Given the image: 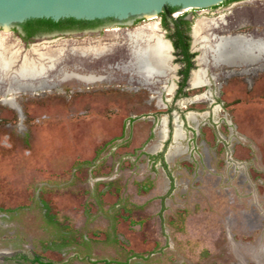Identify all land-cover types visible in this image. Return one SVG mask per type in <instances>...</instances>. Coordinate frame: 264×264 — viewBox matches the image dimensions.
Wrapping results in <instances>:
<instances>
[{
    "label": "rangeland",
    "instance_id": "1",
    "mask_svg": "<svg viewBox=\"0 0 264 264\" xmlns=\"http://www.w3.org/2000/svg\"><path fill=\"white\" fill-rule=\"evenodd\" d=\"M172 16L190 22V47L199 19L264 40V0ZM150 23L169 40L161 17L32 39L0 29L23 55L61 58L12 83L14 107L0 86V264H264V58L210 64L212 86L194 89L191 51L180 94L172 52L169 94L170 75L130 65L127 31Z\"/></svg>",
    "mask_w": 264,
    "mask_h": 264
},
{
    "label": "bare ground",
    "instance_id": "2",
    "mask_svg": "<svg viewBox=\"0 0 264 264\" xmlns=\"http://www.w3.org/2000/svg\"><path fill=\"white\" fill-rule=\"evenodd\" d=\"M217 24L219 23L216 20L206 21L199 19L194 25L192 35L194 37L193 46L194 50L201 53V56L198 58L200 68L194 72L191 80V85L194 89L212 86L208 74V66L210 64L217 68L230 66L235 58H241L245 62L252 63H259L264 58L263 39L249 35L238 36L234 39L221 38L222 36L209 34L214 30L216 32L215 28H217ZM127 36L131 41V67L139 69L147 80L159 81V79L170 75L172 86L168 89V92L169 94H173L176 89L177 67L172 64L171 45L169 40H165L160 26L152 23L145 24L132 31H127ZM11 38L8 32L0 31V86L6 87L1 92L4 97L11 95L10 98H4V101L14 107L13 96L17 93L15 92L16 89H13L12 83L16 80L32 81L36 77L48 73L50 69L59 63L61 58L59 57L60 53L45 54L34 50L31 51L33 55L31 53L23 55L19 48L17 49L16 46L10 44ZM228 48L230 49L229 53H227ZM127 69L130 70V68ZM71 76L88 84L95 82L94 76L91 75L74 74ZM215 77L212 76V81H215ZM20 84L22 85V83Z\"/></svg>",
    "mask_w": 264,
    "mask_h": 264
},
{
    "label": "water",
    "instance_id": "3",
    "mask_svg": "<svg viewBox=\"0 0 264 264\" xmlns=\"http://www.w3.org/2000/svg\"><path fill=\"white\" fill-rule=\"evenodd\" d=\"M228 1L238 0H0V29L19 28L29 20L59 22L66 19L110 21L124 26L133 20L159 18L167 7L176 9L175 13H184L209 10ZM238 36L241 35L221 38ZM169 42L172 52H175L172 42ZM191 51H195L193 45Z\"/></svg>",
    "mask_w": 264,
    "mask_h": 264
},
{
    "label": "trees",
    "instance_id": "4",
    "mask_svg": "<svg viewBox=\"0 0 264 264\" xmlns=\"http://www.w3.org/2000/svg\"><path fill=\"white\" fill-rule=\"evenodd\" d=\"M234 1H228L225 3H230ZM176 9L173 8H165L164 12L160 15L162 18V23L165 29L170 31V36L168 39L172 42L173 47L175 49V54L177 55L178 61L184 64L183 70L180 71L182 76V84L179 89V93L181 94L186 87L187 81L190 76V72L194 67L193 58L194 54L191 52V39H190V22L186 21L183 17H179L177 19H173L172 15L175 13ZM171 19L174 27L171 28L168 20ZM107 21H77L74 19H66L61 20L59 22H54L52 20H29L20 26L23 27L27 39L33 37L38 30L43 31H54V30H69V29H89V28H97L102 23ZM110 22V21H109ZM161 157V156H159ZM157 157V158H159Z\"/></svg>",
    "mask_w": 264,
    "mask_h": 264
},
{
    "label": "flooded vegetation",
    "instance_id": "5",
    "mask_svg": "<svg viewBox=\"0 0 264 264\" xmlns=\"http://www.w3.org/2000/svg\"><path fill=\"white\" fill-rule=\"evenodd\" d=\"M103 25H105V24H111V22H105V23H102ZM102 26V25H101ZM100 27V26H99ZM19 28L21 29V31H22V34H23V36L25 37V38H27L26 37V33H25V31H24V29H23V27H21V26H19ZM98 28V27H97ZM93 29H96V28H93ZM92 28H89V29H69V30H63V31H60V30H54V31H43V30H38L36 33H35V35L33 36V37H30L29 39H32V38H35V37H38V36H42V35H51V34H56V33H65V32H82V31H88V30H93ZM193 29H194V27H193ZM192 35H193V33H192ZM165 38V37H164ZM193 39H194V37H193ZM166 40V39H165ZM199 52V51H198ZM172 58H173V56H172ZM173 60H174V58H173ZM172 60V61H173ZM173 64V63H172ZM174 65V64H173ZM176 67H177V65H175ZM199 66V65H198ZM177 69H178V67H177ZM199 70V69H198ZM196 72V71H195ZM193 74H194V72H193ZM193 74H192V77H193ZM209 74V79H210V82L212 81V76L213 75H211L210 74V72L208 73ZM177 77V76H176ZM177 80V79H176ZM175 80V81H176ZM191 80H192V78L190 79V82H191ZM211 84H212V82H211ZM176 85V84H175ZM175 91V90H174Z\"/></svg>",
    "mask_w": 264,
    "mask_h": 264
}]
</instances>
